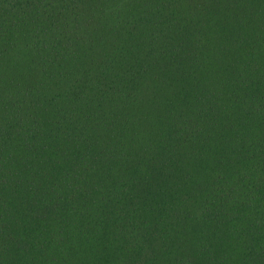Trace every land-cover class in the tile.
<instances>
[{"label":"trees","instance_id":"1","mask_svg":"<svg viewBox=\"0 0 264 264\" xmlns=\"http://www.w3.org/2000/svg\"><path fill=\"white\" fill-rule=\"evenodd\" d=\"M0 264H264V0H0Z\"/></svg>","mask_w":264,"mask_h":264}]
</instances>
